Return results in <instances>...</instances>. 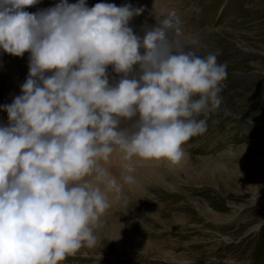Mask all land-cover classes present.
Segmentation results:
<instances>
[{
    "label": "clouds",
    "instance_id": "9594fccd",
    "mask_svg": "<svg viewBox=\"0 0 264 264\" xmlns=\"http://www.w3.org/2000/svg\"><path fill=\"white\" fill-rule=\"evenodd\" d=\"M38 3L0 0V50L30 53L22 94L2 106L0 264H62L94 247L108 192L121 191L103 165L114 152L178 164L182 145L207 130L196 117L220 109L227 78L215 54L169 38L179 31L174 13L141 38L128 25L143 9L131 4L60 0L24 11ZM109 66L121 74L114 85ZM135 172L124 163L120 180L135 184Z\"/></svg>",
    "mask_w": 264,
    "mask_h": 264
},
{
    "label": "rangeland",
    "instance_id": "374dc122",
    "mask_svg": "<svg viewBox=\"0 0 264 264\" xmlns=\"http://www.w3.org/2000/svg\"><path fill=\"white\" fill-rule=\"evenodd\" d=\"M59 2L53 0L50 8ZM93 3L142 8L129 22L133 31L145 32L174 13L179 31L169 38L197 55L215 54L218 64L227 65V78L221 84L220 109L196 117L206 119V132L182 145L187 168L178 172V191L162 188L167 194L178 192L175 204L191 211L177 209L156 223L128 193L117 202L124 201L121 209L110 203L93 226L95 246L81 248L62 264H264V0H86L89 8ZM29 57H6L0 68L3 80L22 86ZM107 74L110 85L121 78L111 66ZM0 108V126H7L8 114ZM168 203L164 198L145 205L165 209ZM128 208H136L134 216L123 214ZM138 221L161 235L149 239H158L167 253L155 256L129 247L128 238L140 235L133 225ZM113 224L125 234L117 243L110 232Z\"/></svg>",
    "mask_w": 264,
    "mask_h": 264
},
{
    "label": "bare ground",
    "instance_id": "6f19581e",
    "mask_svg": "<svg viewBox=\"0 0 264 264\" xmlns=\"http://www.w3.org/2000/svg\"><path fill=\"white\" fill-rule=\"evenodd\" d=\"M72 2H78V0H72ZM52 3H53V0H39L38 4L31 6V7H28V8H25V9L29 13H36L38 11L50 8ZM54 4H55V2H54ZM93 5H95V4L93 3ZM133 32H137L134 34L140 36L141 38L143 37V35L145 33L143 31H141L140 29H137ZM140 51H141V54H143V50L141 49ZM24 55L30 56V53L26 52V53H24ZM8 56H12V55L4 53L2 50H0V68L3 66V64H7L6 57H8ZM3 75H5V74L0 72V107H2L4 105L11 104L16 96H19L22 94L21 93V86L14 85L9 80H3ZM0 114H2V113L0 112ZM129 125L130 124L128 122L126 125H123V127H127ZM185 156H183L182 160L178 164H172L166 160L144 161V160H140V159L135 158V157L132 159V161H124L122 153L114 152L111 155L109 162H107L103 166L106 167L108 172L113 177H115L117 179L118 183L121 186V191H120V193L108 192V197H109L110 203H116V205H117L118 204L117 202H119L121 199H123L124 196H126L128 193H131V194H133L132 198H134L137 201L136 204H138L140 207H142L144 209V211L146 212V214L148 215V217H150L156 223L161 222V218L163 216L170 215L171 213L173 215H176L177 209H183L185 211H191V209L187 206L182 207L179 204H175L176 199L179 197L178 192H176L174 194H167L162 190V188H164V189L166 188V189L170 190L171 192L178 191V187H179L178 185L180 183V180H179L180 177H178L180 174L178 175V172L180 170L187 168V164H186L187 162L185 161V158H184ZM124 163H131L132 166L136 169V172H135L136 183L133 185L124 184L123 181L120 180L121 167ZM190 171H191V169H190ZM166 175H168V179H169L168 181H165ZM188 177L190 178V175ZM149 178H151V180H148ZM145 185L150 186V187L146 188ZM129 191H131V192H129ZM164 198H169V203L167 205V208L165 207V209H162L160 204L155 205V206L145 205V203L148 202L149 200L158 201V200L164 199ZM121 202L118 204V205L121 204L120 209L123 207L124 201H121ZM200 211L202 213H205L207 211V208L204 207V208L200 209ZM135 212H136V208H130V209L128 208L126 211L125 210L123 211V214H126V217H131V216H134L133 214ZM146 214H144V215H146ZM101 217L103 219V216H101ZM101 217H100V219H101ZM112 223H115V221H112ZM138 223L137 224L132 223V224L135 225L136 228L139 227L138 230H139L140 235L138 237L137 236L136 237L135 236L134 237L128 236L129 237L128 240L131 243L129 247H131L132 249H134L135 251H137L139 253H152V255H155V256L156 255L160 256V253L161 254L167 253L168 250L161 248V244H160V241L158 239H149L150 237H161V235L158 232L154 231L150 227H147V229L145 230L142 226H140L142 221H138ZM115 224H113L112 228L110 229V232H111L112 236H114L113 238L115 239V241L117 243V241L120 240V238H123L122 236H124L125 234L123 233L124 230L122 231V229H119V227L116 226ZM179 226H180V224H176V228ZM169 227L165 226L164 228L170 229ZM170 230H173V229H170ZM173 232H174V233H172L173 236H176L177 233L175 232V230H173ZM106 234H107V231H106ZM145 235L148 238H146ZM147 239H149V240H147ZM171 255H172V253H171ZM181 261L182 260H180V264H181ZM188 263H190V262H188Z\"/></svg>",
    "mask_w": 264,
    "mask_h": 264
}]
</instances>
